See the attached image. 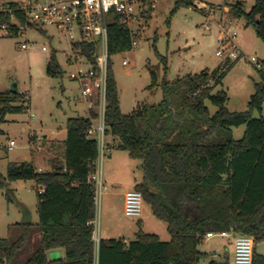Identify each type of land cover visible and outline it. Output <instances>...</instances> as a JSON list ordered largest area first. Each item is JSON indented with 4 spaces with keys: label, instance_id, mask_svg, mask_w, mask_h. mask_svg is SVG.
Here are the masks:
<instances>
[{
    "label": "trees",
    "instance_id": "16d2710c",
    "mask_svg": "<svg viewBox=\"0 0 264 264\" xmlns=\"http://www.w3.org/2000/svg\"><path fill=\"white\" fill-rule=\"evenodd\" d=\"M177 6L192 7L206 13L216 6L204 0H178ZM229 15L245 16L264 41V0H256L246 12L243 3H226ZM10 15L0 14V23ZM83 55L96 64L94 43L79 46ZM131 33L116 18L108 27L107 134L118 141L117 148L141 161L144 179L136 185L153 214L167 223L171 239L139 231L132 240L94 239L96 200L89 175L98 156L96 139L88 136L91 120L87 116L67 119L63 155L51 160V168L39 170L33 161H12L6 175L0 171V189L8 202L14 201L11 183L34 180L37 185L38 222H17L16 238H0V264H11L27 247L34 250L24 264H199L208 255L200 249L208 233L230 232L253 236L255 247L264 241V62L262 82L256 83L249 109L230 111L225 90H216L228 70L237 62L226 61L214 70L186 73L174 80L167 78V57L162 80L163 99L158 104L142 105L130 114L121 109L119 89L112 56L131 50ZM50 76L64 71L53 53L47 65ZM152 70L150 87L158 85ZM25 95L21 104H16ZM207 102L217 107L212 113ZM29 109V96L11 90L0 92V121L9 113ZM246 125L242 138L233 128ZM44 186V191H38ZM39 233L33 242L34 234ZM34 243V244H33ZM57 248L64 257L51 258ZM213 264V262H212ZM254 264H264L256 254Z\"/></svg>",
    "mask_w": 264,
    "mask_h": 264
},
{
    "label": "rangeland",
    "instance_id": "374dc122",
    "mask_svg": "<svg viewBox=\"0 0 264 264\" xmlns=\"http://www.w3.org/2000/svg\"><path fill=\"white\" fill-rule=\"evenodd\" d=\"M204 1L216 6L214 12L208 14L192 7L177 6L175 0L161 1L149 18L139 46L112 56L124 114H130L138 105H153L162 101L161 83L166 70L160 55L167 57L166 75L170 80L186 73L214 70L223 65L225 59L217 55V51L223 46L220 39L223 25L238 32L236 41L242 56L228 70L216 90L226 91L229 96L227 107L230 111L249 109L256 83L263 80L261 69L264 62V41L258 36L256 27L248 24L245 16L229 15L225 4L241 1L244 10L249 12L256 0ZM28 40L34 42L35 46L25 49L22 45ZM70 50V42L65 33L51 25L45 26L41 31L32 30L27 35L0 36V92L11 90L15 83L20 93L29 96L28 110L9 113L4 121H0V171L4 175L10 162L24 161L26 157L37 167L50 169L55 154L60 157L63 155L61 149L56 153L53 151L52 142L65 139L67 119L86 116L87 103L81 94V86L70 75L77 68L88 69V65L83 62L68 64L66 52ZM53 53H56L64 71L62 76L53 77L47 73V65ZM228 53L226 51L225 56ZM125 59H128V64L123 63ZM154 69L159 76L158 85L150 87ZM24 96L22 94L16 104L23 103ZM207 104L212 113L217 110L210 102ZM261 114L264 115V103L262 113L258 109L253 111L254 117H260ZM245 131L246 125L233 128L234 137L242 138ZM38 138L42 139L38 141ZM107 139L114 146L113 160L116 165L113 170L107 168L109 157L103 163V178L108 186L104 192H109L111 196L107 200L108 197L103 192L101 198L97 199L95 236L109 234L134 239L135 231L139 230V220L125 214L121 190L128 189L125 188L126 184L142 182L144 172L140 160L130 157L128 151L117 148L118 141L113 140L112 136L108 135ZM11 140H15L16 144L10 150L8 146ZM115 181L120 184L116 185ZM11 188L14 189L13 202H8L5 191L0 189V238H16L20 234L17 228L10 230L9 227L22 221L23 203L29 206L31 217L36 221L39 219L36 182L17 180L11 183ZM143 206L144 210L149 208L145 201ZM153 218L163 226V230L160 227L151 228L149 219L146 218L147 231L162 236L165 231L169 239L167 223L157 217ZM33 237L35 242L39 233ZM226 239L220 234L206 237L200 249L209 255L203 257L199 264H212L213 261L216 264H234L232 247L227 244L228 248H225L223 244V241L227 242ZM33 250V245L27 247L11 264H24ZM256 254L264 255V241L256 245Z\"/></svg>",
    "mask_w": 264,
    "mask_h": 264
},
{
    "label": "built area",
    "instance_id": "2783aa9c",
    "mask_svg": "<svg viewBox=\"0 0 264 264\" xmlns=\"http://www.w3.org/2000/svg\"><path fill=\"white\" fill-rule=\"evenodd\" d=\"M163 0H0V14L10 15L9 21L0 23V36L27 35L32 30H43L51 25L65 33L70 42V52H66L68 64L83 62L88 69L77 68L71 72V79L79 82L81 94L87 103V117L91 125L87 131L89 137L98 143V156L95 168L89 175V182L95 190V200L101 198L108 188L103 179V163L114 149L107 139L106 109L108 87V27L116 18L121 25L129 28L131 47L137 48L142 40V33L148 25L149 18L154 14L159 3ZM176 2L178 0H175ZM109 18V19H108ZM220 37L223 43L217 55L226 61H235L242 56L240 46L236 41L238 32L223 25ZM84 43H94L97 47V62L93 64L82 54L79 46ZM29 40L22 47H34ZM46 49V47H44ZM229 51L225 56V52ZM128 64V59L123 61ZM42 138H38V141ZM35 142V141H34ZM16 144L10 141L11 150ZM36 144V142H35ZM42 193L44 186H39ZM144 195L134 188L125 195L124 212L129 217L138 218L142 214ZM95 226V220L92 221ZM98 248L100 238L95 236ZM230 232L219 233L222 236ZM216 233L210 232L207 237ZM255 239L253 236L234 235V264H254ZM97 264V263H96Z\"/></svg>",
    "mask_w": 264,
    "mask_h": 264
},
{
    "label": "crops",
    "instance_id": "0c3cea01",
    "mask_svg": "<svg viewBox=\"0 0 264 264\" xmlns=\"http://www.w3.org/2000/svg\"><path fill=\"white\" fill-rule=\"evenodd\" d=\"M88 112V111H87ZM86 116H87V114H86ZM66 137H67V134H66ZM66 137H65V139H66ZM65 139H62V140H54L52 143V145H54L52 148H53V151H55V153L57 152V150H59V149H61V150H63L64 151V140ZM112 139H113V137H112ZM57 156H59V155H57V154H55V156L54 157H57ZM25 160H29L30 161V158H28V157H26L25 158ZM24 160V161H25ZM17 162H21V161H17ZM34 163V162H33ZM115 165H116V163H115V161L113 160V152H112V154L109 156V160H108V163H107V168L109 169V170H113V169H115ZM37 167V166H36ZM39 170H42V171H44V170H47V169H44V168H41V167H37ZM111 168V169H110ZM108 171V170H107ZM109 174V172L107 173V175ZM108 177V176H107ZM104 179V178H103ZM104 181H105V179H104ZM116 182V181H115ZM138 183H141V182H137V183H131V184H126L125 185V188H128V189H123V190H121V196H122V206H123V208H124V205H125V195H126V193L129 191V190H132V189H134V188H136V185L138 184ZM120 183H118V182H116V185H119ZM123 188V187H122ZM104 193H106V192H104ZM103 195V194H102ZM108 198H107V200H109V198H110V196H111V194H109V192L108 193H106L105 194ZM106 200V201H107ZM149 206V208H146V210H142V214H141V216L140 217H138V220H139V225H138V228H139V230L138 231H135L136 232V234L139 232V231H144V232H146V233H151L152 231H147L148 229L146 228V220L147 219H149V226L151 227V228H161L162 230H163V226H161L160 224H158V222L156 221V220H154V218L153 217H156L154 214H153V211H152V208H151V206H150V204H148ZM144 207V206H143ZM150 209V210H149ZM148 210L149 211H151V212H148ZM151 213V214H150ZM21 214H22V221H19V222H38V221H36L33 217H31V211H30V208H29V206L26 204V203H23V205H22V207H21ZM151 215H153V216H151ZM147 218V219H146ZM30 219V221H28ZM137 230V229H136ZM167 231H168V227H167ZM155 234H157L162 240H166V241H168V240H170L171 239V235H170V238L168 239V237H167V234L165 233V231L163 232V236L161 235V234H159V233H155ZM170 234V233H169ZM119 237H115V236H113V235H109V234H106V235H101L99 238L101 239V238H116V239H121V238H123V239H125L126 241H129V240H132L131 238H126V237H122V236H120V235H118ZM136 236V235H135ZM222 236V235H221ZM213 237V236H212ZM222 237H224V238H227L226 240H227V242L226 241H223V244H224V247L225 248H228V245L227 244H229L231 247H232V254H233V256H234V234H232V233H229L228 235H226V236H222ZM33 239H34V237H33ZM255 250H256V247H255ZM204 252V251H203ZM216 252H218V251H216ZM207 253V252H206ZM51 255H50V257L51 258H57V257H64L65 256V250L63 249V248H57V249H54V250H52L51 251V253H50ZM208 254V253H207ZM218 254V253H217ZM217 254H215L216 256H217ZM221 254V253H220ZM209 255V254H208ZM207 255V256H208ZM234 258V257H233ZM218 263V262H217ZM213 264H216V262L215 261H213Z\"/></svg>",
    "mask_w": 264,
    "mask_h": 264
},
{
    "label": "water",
    "instance_id": "95a60500",
    "mask_svg": "<svg viewBox=\"0 0 264 264\" xmlns=\"http://www.w3.org/2000/svg\"><path fill=\"white\" fill-rule=\"evenodd\" d=\"M11 91H13V92H18L17 84L14 83V84L12 85ZM28 221H30V219H29Z\"/></svg>",
    "mask_w": 264,
    "mask_h": 264
}]
</instances>
